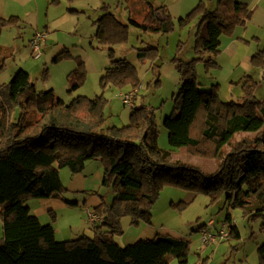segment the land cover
<instances>
[{
	"label": "trees",
	"instance_id": "trees-1",
	"mask_svg": "<svg viewBox=\"0 0 264 264\" xmlns=\"http://www.w3.org/2000/svg\"><path fill=\"white\" fill-rule=\"evenodd\" d=\"M122 1H118L120 6ZM139 1L147 9L141 22L129 17L124 23L108 5L98 9L93 39L108 47L111 63L100 77V95L93 99L78 95L66 103L53 89L37 91L23 69L0 85V264H169L170 259L187 264L189 242L182 239L156 235L125 246L115 240L122 233L120 222L125 217L130 218V225L150 223L152 204L164 186L191 195L202 193L212 202L225 197L228 209H239L250 219L264 218V99L255 95L257 84L244 80L240 99L224 102L215 85L200 90L196 75L198 63L206 70L217 66L221 38L245 25L251 9L237 0H217L211 10L199 0L185 17L179 18L182 24L197 19L194 57L185 62L177 57L173 60L181 85L173 96L171 114L162 122L168 131L169 146L162 150L156 142L155 114L133 103L134 93H127L129 104H124L131 108L127 125L109 126L103 111L107 88L130 86L137 92L139 86L135 68L125 59H114L110 47L127 40L129 27L153 34H165L173 28L166 12L163 18L157 13L163 7ZM19 21L15 16L1 19L0 27L18 25ZM156 49L137 48L136 57L142 64L154 62ZM181 49L182 43L178 45V51ZM65 54L62 50L53 61ZM252 62L262 65L264 50L256 52ZM2 68L0 65V71ZM84 77V65L79 61L66 77L67 91H77ZM238 135L252 137L236 140L219 167L210 173L170 159L171 151L181 148L196 157L215 159ZM201 140L213 148H204L205 152L199 148ZM93 160L103 167L102 185L113 187L112 203L107 205L101 199L90 211L96 217L90 225L92 236L57 241L52 224L55 215L51 214V223L41 224L31 214L27 201L59 196L66 190L59 169L66 167L71 174H78ZM64 201L71 206L78 203L66 198ZM222 224L227 228V240L240 239L228 212ZM202 227L205 225L198 230ZM261 227L264 229V222ZM257 254L259 264H264V243L257 247Z\"/></svg>",
	"mask_w": 264,
	"mask_h": 264
},
{
	"label": "rangeland",
	"instance_id": "rangeland-1",
	"mask_svg": "<svg viewBox=\"0 0 264 264\" xmlns=\"http://www.w3.org/2000/svg\"><path fill=\"white\" fill-rule=\"evenodd\" d=\"M8 1L0 0V13L5 12ZM118 1L59 0L58 3H51L50 0H37L40 18L45 21L39 25V31L22 18L19 21L20 28L5 27L0 31V60L4 57L0 62V65H3L0 71V79L2 75H12L14 71L22 67L29 74V79L35 84L37 91L53 89L54 93L66 103L78 95L90 99L100 95L102 93L99 84L100 77L111 63L108 47L99 45L93 39L95 30L93 22L100 13L98 9L103 5H108L116 15L119 13L120 19L124 23L128 22L131 12L136 21L142 19V14L136 12V9L139 8L135 9L138 6L134 3L135 0L122 1L121 6ZM161 1L167 6L170 18L174 23L170 32L165 34L143 33L137 28L129 27L127 40L123 44H117L110 48L114 59H125L135 68L139 78V86L137 87V95H134L131 101L136 105H143L155 114L154 130L157 136V146L162 150H168V131L162 122L171 114L173 96L176 95L181 85L180 76L173 60L177 57L185 62L194 57V29L197 22V19H190V22L182 24L179 22V17L175 15L182 13V17H185L190 9L192 10V7L188 10L183 8L184 4L194 5L195 3L197 5L199 0ZM204 1L207 6L212 7L217 3L216 0L215 2ZM30 5V8L24 12L26 15L27 12L29 13L36 8L32 2ZM178 6L181 7L178 8ZM7 10L11 11V8L8 7ZM44 26H48V28L45 29ZM240 27L242 26H237L230 35L223 37L238 36L237 32ZM37 32L45 35L47 47H42L41 57L35 59L30 51L31 48L28 47V41ZM254 33L260 36L264 35L259 30ZM180 43H182V49L178 51ZM257 44V41L252 40L251 50H255ZM62 46L66 54L57 62H52L53 54ZM147 46L157 48L155 51L157 58L154 62L147 60L142 64L136 57V49ZM262 47L264 48V40ZM50 48L53 51L48 53ZM60 53L58 52L54 56L56 57ZM229 60V55L220 51L216 57V67L206 70L202 63L196 65L197 82L201 84L200 90H208L213 81L216 86V93L224 102L237 101L243 93L241 84L239 86L242 91L240 95L237 89L232 88L229 79L232 68L227 62ZM79 61L84 65V82L77 91L69 93L66 77L77 67ZM238 70H241L240 67ZM250 75L257 83L254 90L255 95L259 99H264V62L262 65L256 66ZM131 91L130 86L119 87L115 85L104 91L103 111L109 126L122 127L129 123L131 108L123 105L122 100L123 94ZM242 136L244 135L235 136L230 146L229 144L224 145L221 154L215 159L190 155L184 148L171 151L170 159L172 161L180 160L189 165L197 166L203 173H210L219 167L224 155L233 143ZM244 137L252 136L245 135ZM199 148H203L206 152L204 148H213V146L209 142L201 140ZM102 175L101 163L94 160L86 163L83 170L78 174H71L66 167L59 169L60 179L66 187L61 195L78 203L61 214L55 212L57 216L54 225L56 226L53 225V227L58 229L55 235L57 241L72 240L81 237L82 233L83 235L90 233L91 224L88 220L87 211L90 212L93 209L91 205L96 201H101V199L107 205L112 203L113 187L112 185H102ZM77 190L78 192H71ZM227 212L239 231L240 239L227 240V234L222 240H218L214 244L203 245L201 235L209 232L214 233L217 230L216 236L219 235V230L223 225L222 221H224ZM39 221L41 224H47L42 218ZM50 221L52 222V220ZM262 222H264V218L250 219L249 216L243 215L239 209H228L225 197L220 201L212 202L210 197L202 193L191 195L184 190L164 186L152 204L150 223L142 222L138 225H130V218H123L120 222L122 233L116 235V241H119L120 246H125L128 244L123 240L128 237H131V243H134L139 239L140 234L145 239L156 235H167L189 242L187 264H259L257 247L264 243ZM202 225L205 227L201 228V233L198 229ZM1 237L2 218L0 216V239ZM217 239H219L218 236ZM169 264L179 263L175 259H170Z\"/></svg>",
	"mask_w": 264,
	"mask_h": 264
},
{
	"label": "crops",
	"instance_id": "crops-1",
	"mask_svg": "<svg viewBox=\"0 0 264 264\" xmlns=\"http://www.w3.org/2000/svg\"><path fill=\"white\" fill-rule=\"evenodd\" d=\"M147 1L149 3H151L155 8L163 7L164 10L161 9L160 11L157 12L160 18H163L166 15H169V11H168L167 6H165L164 3H161L162 2L161 0H147ZM209 1L215 2V0H209ZM237 1L240 3H245L249 6V8L252 11L251 17L246 22L245 25L240 27V29L237 32L238 36L234 35L230 38H227V37L221 38V52L227 53L230 57V60L227 61L230 68H232V71L230 72V75H229V79H230V82L232 84V88L235 90L237 89V92L240 95V92L242 93V91L240 90V87H239L240 84H242V82L244 80H248V79L251 80L252 82L254 81L253 77L250 75L251 71L256 68V66L253 65V62H252L253 55L256 52H258L259 50H264V48L262 47L264 35L260 36L259 34L254 33V32H257V30H259V31L263 32V34H264V0H237ZM30 2H32L36 6V8H34L33 11H29V13L27 12V15H26L24 12L27 8L28 9L30 8V6H31ZM134 3H136L138 5L137 7H135V9L139 8V9H136V12L139 14H142V19H141V21H142L146 12H147V9H146L145 5L143 3H141L139 0H135ZM195 5H196L195 3H194V5H191V4L185 5L184 4L183 8L185 7L186 9H188V8L192 7V9H193V6H195ZM216 5H217V3H216ZM216 5L214 7H212V6H207V7L212 10L216 7ZM8 7L11 8V11L7 10ZM179 7H181V6H178V8ZM132 9H134V7H132ZM190 11H191V9H190ZM164 12H166V15L164 14ZM185 12H188V11H185ZM129 13H130V11H129ZM131 13L129 15L130 17H132ZM0 14H1L0 20L1 19H7L8 16L9 17L15 16L19 20H21L20 18H22L26 23H29L32 26L36 27L38 31H39V25L42 22H45L44 20H41V18H40L37 0H9L5 12L0 13ZM117 15L120 18L119 13ZM175 16L180 18L183 16V14L178 13ZM132 18L135 20L134 17H132ZM141 21H137V22H141ZM196 25H197V22H196ZM196 25H195L194 31L196 30ZM13 26L16 28H20L19 24L13 25ZM8 27H12V26H8ZM4 28L5 27H3V28L0 27V31ZM44 28L46 29V28H48V26H44ZM94 32H95V30H94ZM30 40L28 41L29 49H30V45H29ZM252 40L257 41V43H258L256 45L255 50H251L252 49ZM241 42H243V43H241ZM42 47L43 48L47 47L46 38L41 44V48ZM49 50L50 51L48 53H51L53 51V50H51V48ZM62 50H64L63 46L61 48H59L56 53L62 52ZM56 53L53 54L52 62H54L53 61L55 58L54 55ZM237 66L240 67L241 70H238ZM19 69H22V67ZM12 75H6V76L2 75L1 79H0V85H2L3 82L9 81L10 78L12 77ZM212 85H215V83L213 81L211 82L210 86H212ZM210 86H209L208 90L210 89ZM238 87H239V90H238ZM131 93H134L135 95H137L136 90L129 92V94H131ZM129 94H123V96L129 95ZM122 103H123V100H122ZM123 105H124V103H123ZM68 191H69V188L67 190V194H68ZM71 192H78V190L77 191H71ZM65 198L66 197H64L60 194L57 197H53V198H49V199H30L29 201H27V206L29 207L30 211H32V214H34L37 218H39V219L42 218L45 220L46 223H51L50 220H51V214L52 213L55 215V220H56V216H57L56 213L61 214L63 211H67V209H69V207H72L71 205H68L65 203V201H64ZM99 203H100V201L99 202L96 201L91 206L94 208ZM88 206H90V205H88ZM54 223H55V221L52 224L54 225ZM54 226H56V225H54ZM54 230H55V235H56L58 229L54 227ZM89 232L90 233H88L86 235H83V233H82V235H80V236H92L93 235L92 230H90ZM76 235H78V234H76ZM141 236L142 235L140 234L139 239H145V238H142ZM153 237H151V238H153ZM151 238H146V239H151ZM116 239L117 238L115 236V240ZM123 241H125V242H127V244H129L128 242L131 243L132 240H131V237H128Z\"/></svg>",
	"mask_w": 264,
	"mask_h": 264
},
{
	"label": "built area",
	"instance_id": "built-area-1",
	"mask_svg": "<svg viewBox=\"0 0 264 264\" xmlns=\"http://www.w3.org/2000/svg\"><path fill=\"white\" fill-rule=\"evenodd\" d=\"M45 40V35L43 33H35L31 40H30V48H31V52L34 56L35 59H38L41 57V44L42 42ZM123 103L124 104H129L128 103V96H123ZM88 214V220L90 222V224L94 223L96 220V217L94 214L87 213ZM218 231V230H217ZM217 231L212 233H203L201 235V242L203 245H208V244H214L215 242H217L218 240H222L223 237H225L227 235L226 233V227L224 225L221 226V229L219 230V235H217L219 237V239H217Z\"/></svg>",
	"mask_w": 264,
	"mask_h": 264
}]
</instances>
